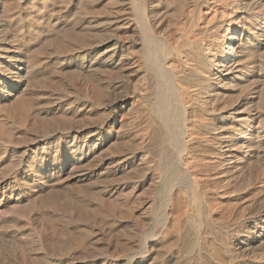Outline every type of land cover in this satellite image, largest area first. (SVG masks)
<instances>
[{"label": "bare ground", "instance_id": "bare-ground-1", "mask_svg": "<svg viewBox=\"0 0 264 264\" xmlns=\"http://www.w3.org/2000/svg\"><path fill=\"white\" fill-rule=\"evenodd\" d=\"M79 1L86 5L95 2L94 0ZM121 1L122 14L119 30L122 38L117 39L116 46L114 45L111 52L94 53L93 60L90 62L91 66L97 62V64L108 66L111 70L117 68L122 78L120 87L123 88V96L114 101L110 108L107 107L110 110L109 121L106 123L103 121L104 124L96 127L95 131L77 129L70 132V130L69 133L58 138L54 144L52 143V147L42 156L40 155V158L39 153L37 154L40 147L36 145L32 148V151H35L34 157L32 156L26 167L22 166L20 158L21 162L17 159L14 162L15 157L10 158L13 161L11 164L8 162V166L10 165L11 168L15 164V166L19 165V168L15 171L13 167L11 171L15 172L13 175L10 172L11 176L8 174L7 178L3 177L5 174L1 175L0 207L5 206L14 211L19 204L21 206L26 204L25 207L30 209L37 207L40 203V206H43L42 203L47 205L49 202L53 205V202L58 200L52 196L54 193L49 191L47 195H42L35 193V190L36 188L44 189L52 182L65 181L67 180L65 177H74L84 182L98 177L99 174H106L113 178L120 176L119 174L133 173L140 180L134 186L138 188L150 184L152 188L149 190L152 193L150 197L153 195L152 199L155 201L157 199H154V196H158L160 200L158 203H153L152 200V207L150 206L153 208L152 223L150 226L148 224L147 229L144 228L139 235V240L136 239L135 250L133 248V252L128 256V264H264V185L258 189L260 196L251 201H246L248 198L242 200L243 196L248 197L250 188L244 185L237 186L240 176L247 174L250 180L256 178V168L261 166V159L264 158V60L261 59L264 55V52H261L264 49V13H260L262 10L258 11L259 13L252 12L249 0H184L180 3V7L177 6V9L172 10L173 12H169L168 7L174 0ZM6 13L0 0V51H2L0 53V109L2 105H7L14 98L17 101L15 108L22 111L16 114L23 118L20 117L22 121H28L29 118L27 120L26 117L29 116L30 109L33 110V107L30 108L31 104L27 106L25 104L27 102L23 103L24 99L21 97L35 81L37 82L34 77L35 71L41 72V69L46 71L58 65L64 59V54L67 55L71 44L67 43L69 42L66 39L69 38L67 33L68 37L65 35V38L56 42L52 40L49 42L50 44L53 42L51 45L45 41L47 44L43 43L39 49L31 50V42L34 38L22 32L24 28L22 33L20 32L21 36L18 37L19 32L17 31L16 35L11 25L13 22L9 20L11 17L7 20L10 14ZM35 23L38 24V22ZM35 36L37 39L40 34L36 33ZM89 42H91L90 38ZM2 43H6L7 46L3 47ZM53 44L57 47V53L52 59L49 56V59H44L46 47ZM87 46L85 45V48ZM81 48H83L82 45ZM89 57L91 56L81 55L68 58L72 62L81 60L85 63L86 58ZM75 72L77 71L72 74ZM118 72L113 73L116 75ZM113 77H111L112 80ZM112 85L113 82L109 80L104 88H115ZM97 89L103 94L101 89ZM93 90L95 91L94 88ZM93 90L88 91L90 93ZM20 91L24 92L22 96L21 93L19 94ZM90 94L89 99H91ZM104 95L102 96L105 97ZM103 97L100 98L103 99ZM11 107L7 110L12 109ZM15 112L17 110H11L8 114ZM16 114L12 117L16 118ZM11 120L14 119L11 118ZM117 126L122 127L124 133H116ZM144 126L148 128L147 132L143 130ZM5 129L7 130L6 127ZM43 144L46 149L50 142L40 143L41 146ZM154 144L156 147L153 146ZM152 146L159 149L158 152H163L162 149L166 146L171 153L168 156L160 155L157 164L152 160L155 165L149 157ZM106 147L115 148L114 151L117 150V153L118 149L122 151L117 156L105 155L100 163L97 161L94 163L97 155L101 154ZM53 152L58 154L54 160L51 159ZM234 160L237 162V172L230 169ZM89 163H93L94 167H89L93 165L88 166ZM262 168L264 182V167ZM218 171L221 173L218 174ZM213 179L218 180L214 181L215 183L212 184L214 186L211 187L209 184ZM128 189V183L120 184L119 182L109 188L106 186L105 191L102 192L113 195L115 191ZM222 189L225 193V189H233L232 191L238 195L236 198L228 199L224 193L219 192ZM132 193L130 191L126 197L132 196ZM44 196H47V199ZM80 208L76 207L75 210ZM87 208L90 209L89 206L83 209ZM88 209L77 210L75 218L81 220L85 216L94 221L97 215L101 218L104 214L102 207H98L96 211L91 210V213ZM46 223L47 221L44 224ZM49 224L52 225L50 222ZM89 232L83 233L84 240ZM38 236V242L41 246L44 245L43 237H40V233ZM0 240L2 241L1 238ZM163 245H167L165 251H161L165 248H162ZM22 248L20 246V250L18 247L15 253L24 256L26 251ZM55 256L57 258V255ZM43 257L44 264H56L57 259Z\"/></svg>", "mask_w": 264, "mask_h": 264}, {"label": "rangeland", "instance_id": "rangeland-1", "mask_svg": "<svg viewBox=\"0 0 264 264\" xmlns=\"http://www.w3.org/2000/svg\"><path fill=\"white\" fill-rule=\"evenodd\" d=\"M62 1H63V3H62ZM94 1L95 2L93 4L86 5L85 3L83 4V2H81L79 0H70V1L69 0H51V1L50 0H43V1L42 0H26V1H22V0H19V1L18 0H6L5 1V0H2V8L4 11H7V13H6L7 15L10 14L8 16L7 20L11 17L9 20H11V22H13L11 25H12V27H14L13 29L15 30L16 35L18 34L17 31L19 32L18 37L21 36L20 34L22 32H25L26 35H29L30 37L34 38L32 40L33 43L31 42V50L39 49V47H41L43 45V43H46V42H48V44H50L49 42L52 40L54 42L59 41L62 38H65L64 36L68 33L67 35L69 36V38H66V39L69 41L67 43L71 44V47L69 48L71 51L68 49L69 51H67V53H66L67 55L64 54V57H63L64 59L58 65H55L53 68H51V69L49 68L46 71H44L45 69H43V70L41 69V72H40V70H36L35 73L37 76L35 75V73H33V75H35L34 77L37 79V82L35 81V83H33V85L31 87H29V90L27 89L25 91V93L21 92V91L19 92V94L21 93L20 94L21 96L24 93L23 97H21V99H24V100H22V101H24L23 103L27 102V103H25V104H27V106H29L31 104L30 108L33 107L32 108L33 110L30 109L31 113L29 112L30 113L29 116L26 117V119L29 118V120L27 119L28 121H22L23 118L21 116H19L18 114H16V113H18L19 110L15 108L16 107L15 103H17V101H15L14 98H13L14 100L11 99L12 101L7 103L8 106L5 104L2 105L0 110L4 109V110H2L4 113L2 111H0V112H2V113H0V116H1L0 117V121H1V123H0V141H2L0 143V169H2V170H0V173H1L0 174V180L1 181H2L1 175L5 174V175H3V177L7 178L8 174H9L8 176L13 175V173L16 171V169L19 168V165L15 166V164L11 168L9 167L10 165L8 166V164L9 163L11 164V162L13 160L15 162L16 159H17V161L21 159L22 162H21V160H20V162H21L23 167H26L28 165V163L30 162L29 160H31L34 157L35 151L33 152L32 148L35 147L36 145L38 146V148L40 147L37 150V154L39 153L38 154V157H39L40 155L42 156L43 153L46 152V150L51 148L52 145L56 142V140L58 138H60L61 136H63L66 133H69L70 130H71L70 132H74L77 129H80V130L85 129V130H94L95 131L98 127L101 126L100 124L103 125L104 123L109 121V119H110L109 118L110 105L114 101H116L117 99H119L123 96L122 95L123 88L120 87V86H122V78L119 75L117 68H115V69L112 68V70H111V68H109L108 66L106 67L105 65L100 64V63L97 64V62L93 63L92 66L90 64V62L93 60L92 56L94 55V53H109V52H111L114 49V47L116 46L115 44L117 43V39L122 38L121 32L119 30L120 25H121L120 15L122 14V11H121L122 10V4H121L122 1L121 0H119V1L118 0H94ZM183 1L184 0H181V1L180 0H174L173 4L176 6H174L173 4L170 5L168 7V9L170 8L169 12L177 9L178 8L177 6L180 7V5H181L180 3ZM249 1H250L249 5L251 7L252 12H258V11L260 12L262 10L260 13L261 14L264 13V8H263L264 7V2H263L264 0H262V3H261V0H258L259 2L258 1L255 2L254 0L253 1L249 0ZM71 2L73 4H71ZM69 3H70V6H69ZM19 4H20V6H19ZM46 4H47V6H46ZM173 7H174V9H173ZM74 12L76 13V15H74L75 14ZM16 13L19 14L18 18H20V17H22V18H20L18 20ZM53 15H54V17H53ZM44 17L46 20L44 19ZM41 18H42V21H40ZM62 18H63V20H62ZM14 19L15 20L17 19V20L15 21ZM55 19H56V21H55ZM57 19H59V20L61 19V20L58 21ZM29 21H30V23H29ZM34 21L38 22V24L35 23ZM53 21L55 22V24ZM57 21L60 25L57 23ZM39 22H40V24H39ZM22 25H23V27H22ZM30 25H31V27H30ZM50 25H53V26L51 27ZM38 26H40V27H38ZM26 27H27V29H26ZM28 28H30V29H28ZM31 28H32V30H31ZM22 29L24 31H22ZM26 30H28V31H26ZM60 31H61V33H60ZM43 32H44V34H42ZM31 33H33V34H31ZM36 33L40 34L39 38H37V39L35 38ZM89 35H90V37H89ZM80 37H82V38H80ZM78 38H79V40H78ZM86 38H88V39H86ZM89 38H90L91 42H89ZM71 40H73L72 43L70 42ZM85 41H88L87 42L88 44ZM80 44L82 45L83 48H85V45L86 46L88 45L86 47L87 49L85 48L83 50V48H81ZM83 44H84V46H83ZM2 45H3V47L7 46L6 43H2ZM50 45H48L46 47V51L44 52L45 54L43 56L44 59H46V58L52 59L53 55L55 53H57L56 52V48H57L56 45L55 46H54V44L52 46H50ZM68 52H69V54H68ZM261 52H264V49ZM0 53H2V51H0ZM80 53H82L81 54L82 56L83 55H87V56L89 55L91 57L86 58L85 63L82 62L81 60H75L73 62L69 61L70 59L68 57L71 56V57L76 58L77 56H81ZM262 55H259V56H262ZM48 56H49V58H48ZM65 56H68V57H65ZM263 56H262V58L261 57H256V58L257 59L261 58L264 60ZM82 63L84 65L85 64L86 65L83 66ZM80 66L82 68H80ZM86 66H88V67H86ZM97 66H98V68H97ZM93 67H94V69L96 67V69L95 70L92 69ZM116 69H117V71H116ZM113 70H115V71H113ZM71 71H73V72L77 71V72L72 74L73 72L71 73ZM107 71H109V73ZM113 72H115V73L118 72L117 73L118 75L117 74L115 75V73H113ZM67 73H69V74H67ZM75 74H77V75H75ZM67 75H69V76H67ZM73 75H75V76H73ZM72 76H73V78H72ZM112 76H114L113 80L111 79ZM109 80H110V82H113L112 86H114L115 88H113L112 86L111 87L113 89H108V88L105 89L104 88L105 86H107V81H109ZM60 84H61V86H60ZM94 85H96L97 88L101 89L103 94L100 93L97 88H95L96 86L93 87ZM92 87L95 89L96 93ZM119 89H122V90H119ZM88 90L89 91L93 90V92H90L92 95L89 93ZM97 91L99 92V94ZM108 91H110V92H108ZM104 92L106 93L105 95H104ZM109 93L111 95H108ZM19 94H18V96H19ZM89 94H90L91 99L88 98ZM101 94L104 95L105 97H103ZM86 95H87V97H85ZM24 96H25V98H24ZM96 96L98 97V100H97ZM100 97H103V99ZM3 106H5V108H3ZM6 106H7V108H10L11 106H13V107H11L12 109L7 110ZM107 107H109V108H107ZM11 110H17V112H15L13 114H8L9 112H11ZM20 111H21V109H20ZM15 114H16V118H13L12 116L14 115V117H15ZM99 116L101 118H99ZM7 117H9V119ZM17 117L19 119L21 117L22 119L19 120V119H17ZM61 117L64 120L63 123H62L63 120H60V119H62ZM66 117H68V118H66ZM11 118L14 120H11ZM98 118L100 120H98ZM26 119H24V120H26ZM68 119L70 121L72 120V122H70ZM76 119H78V120H76ZM65 121H67V122H65ZM103 121H104V123H103ZM5 122H7V123H5ZM15 122H17V123H15ZM11 123L13 125H11ZM6 124H7V126H6ZM61 124H63L64 127ZM5 127L7 128V130L5 129ZM61 128H63V129H61ZM65 128H66V130H65ZM122 129H123L122 127L120 128V126H117V128L115 129V132L119 133V134L124 133V129L123 130ZM146 129L148 130L147 127H145V129H143V130L145 132H147ZM1 131L4 134H2ZM84 133H86V132H84ZM44 141H45V143H47L48 141L50 142L49 147L46 149H44L45 147H43V146H45L44 144L42 146L40 145V143H42ZM153 146L156 147V144H154ZM155 147H153V148H155ZM112 148L113 147L104 148L103 152L101 153L102 155L101 154L97 155L98 157L95 158L94 163H95V161H97V163H100L103 160V157H105V155L117 156L122 151V150L119 151V149H118V153H117V150L114 151L115 148H113V149ZM153 148L150 150L151 152H149V157H150L151 161L152 160L156 161V164H157V160L160 158L159 157L160 155L161 156H168L171 153V150H168V147H166V146L164 148L167 151L164 148L162 149L164 154L162 151L158 152L159 149L155 148V150H154ZM109 149L111 151H109ZM2 151H5V152L2 153ZM104 151H106V152L104 153ZM165 152H167V153H165ZM57 156H58V154H56V152H53L51 159L54 160L55 159L54 157H57ZM14 157H15V159H13ZM10 158L13 160L11 161ZM263 160H264V158L261 159V161H262L261 166L259 165V167L256 168V172H257L256 174L257 175L255 174L256 178H254V180H250L249 179L250 177L247 176V174L244 176H240V178L238 180L237 186L238 185L239 186L244 185V186H247L248 188H250V190H251V191L249 190L248 197L243 196L244 197L242 199L243 201L247 198L248 199L246 201H251V200L257 198L258 196H260V192H259L260 190H258V189L261 187V185L262 186L264 185V182L262 181L263 180V168L262 167H264V163H263L264 161ZM154 161H152V162H154ZM235 162L236 161L234 160V163L230 166V169H232L234 172H237V170H238V169H236L237 162L236 163ZM91 164H93V163H89L87 165L89 166ZM153 164H155V162ZM5 165H6V168H5ZM13 167H15V168H13ZM89 167H94V164L89 166ZM8 168L10 169L9 171L7 170ZM12 168L15 170L14 172H12L13 171ZM2 171L3 172L6 171V173H3ZM10 172H11V175H10ZM219 173H221V171L220 172L218 171V174ZM99 175H98V177L97 176L93 177L92 179H90L88 181H84V182L79 181L78 179H75L74 177H71V178L65 177V179H67L65 181L62 180V182L60 181L59 183L52 182L51 183L52 187H50L51 185H47L44 189L36 188L37 191L35 190V193L38 192L42 195H47L50 192H52V194L54 193V195H52V196L56 200L58 198V200L53 202L54 204L51 202L53 205H51L50 202L47 204L48 206L46 204L42 203L43 206L46 205V207H43V206H40L41 205V203H40V205L39 204H38V206L36 205L37 207H32L33 209H30L29 207H27V208L25 207V206H27L26 204H22V206H21V204H19V205H17V207H15L16 209L14 211L12 209H9L8 207H5V206L0 207V223H1L0 227L2 226L0 228V238L2 239V241L0 240V251H1L0 252V264H44V260H43L44 257L43 256H45V258L46 257L54 258L53 256H55V255H57V258H56V256L54 258V259H57L56 264H104V263L105 264H108V263H110V264L111 263L112 264H128L127 263L128 262V256L130 255L131 252H133V250H135L134 245H136L137 240H139V238H140L139 235H141L142 231H144V228L147 229L151 225L150 223H152L151 217H152V213H153L152 212L153 208H151L152 207L151 204H152V200H153L152 199L153 195L150 197V195L152 193H151V191H149L152 188H151L150 184H148L144 187L136 188L134 185H136L137 182L140 180H138V176L136 177V175H134L133 173L119 174L120 176L113 177V178L110 176H107L106 174H102L104 176H102L101 174H99ZM216 178H218V177H216ZM245 178H247V179H245ZM125 179L128 182H126ZM217 180L216 179H213V181L211 180V183L209 184V186H211V187L214 186L212 184L217 182ZM119 182H120V184L128 183L129 189L127 191H122V190L121 191L120 190L115 191L113 195L103 193L106 189V186H107V188H109L110 186H112V185L114 186L115 183H119ZM252 183H254V184L252 185ZM259 183H263V184H259ZM53 184H55V185H53ZM90 184H92V185H90ZM23 186L26 187L27 185H23ZM23 186H22V188H24ZM103 187H104V190H102ZM130 188H133V189H130ZM232 190L233 189H225V191H226V193H225L224 189H222L219 192L224 193L225 196L228 197V199L229 198L230 199L236 198L238 194L236 195V193L233 192L234 190L233 191ZM128 191L133 192L132 193L133 197L130 195H129L130 197H126V196H128V194H127V193H129ZM55 192H56V194H55ZM32 194H34V193H32ZM32 194H30V195H32ZM99 194L101 197L99 196ZM101 194H103V195H101ZM123 194H126V195H123ZM55 195H57L56 198H55ZM116 196L118 199L116 198ZM44 198L47 199V196H44ZM123 198H124V200H123ZM155 198L157 200H155V201L153 200L154 201L153 203H158L160 200V199H158L159 197L154 196V199ZM115 199L117 202L115 201ZM121 199H122V201H121ZM126 200H128V201H126ZM56 202H57V205L59 204V206L62 208L57 206ZM81 203H82V207L80 208ZM101 203H103V204H101ZM85 205H86V207L89 206L90 209H88V208L87 209L90 210V213H91V210L96 211L98 207L99 208L102 207L105 215L104 214L102 215L103 218H102V216L100 218V215L99 216L97 215L96 218L94 219V221H93V219H90L88 217L86 218L85 216H84L85 218L83 217V219H81L82 221L78 218H75V216L77 217V213L75 214V212H78L79 210L80 211H86L87 210V209L86 210L83 209V208H86ZM18 206H20V207H18ZM132 206H134V207H132ZM76 207L80 208V209L75 210ZM9 210H10V212H9ZM58 210H60V211H58ZM128 212H130V213H128ZM55 215H57L58 217ZM44 216H45V218H44ZM148 218H149V220H148ZM142 219H144V221H142ZM46 221H47V223H46L47 225L44 224ZM49 222L52 223L51 226H50ZM53 223L55 226L53 225ZM43 224H44V226H43ZM148 224H149V226H148ZM85 230L88 232L90 231L89 233H91V235L89 233H87L88 235H86L84 237V238H86L85 239L86 241L82 238L83 237L82 235H84L83 233L86 232ZM137 232H139V233H137ZM39 233H40V237L41 238L43 237L42 241L43 240L45 241V242L43 241L45 246L44 245L41 246L40 243L38 242ZM59 245H60V247H57ZM71 245H73V246L71 247ZM20 246H22L24 248V251H26V252H24L25 258L22 254L20 255L19 253L17 254V252L15 253V251L18 249V247L20 249ZM65 246H67L69 249ZM166 246L167 245H165V246L163 245L162 248L163 247H165V248L162 249L161 251H165ZM23 248H22V250H23ZM93 248H94V250H93ZM59 249L60 250L63 249L65 251H63V250L59 251ZM54 252H55V254H54ZM60 252H62V253H60ZM44 254H46V255H44ZM47 254H50V255L54 254V255L49 256ZM71 254H72V256H71ZM107 255H109L110 257ZM105 256H107V257H105ZM111 256L112 257L114 256V257L112 258ZM32 259H33L34 263H33ZM37 259L39 262L37 261ZM59 260H60V262H59ZM62 260H65V261H62Z\"/></svg>", "mask_w": 264, "mask_h": 264}]
</instances>
